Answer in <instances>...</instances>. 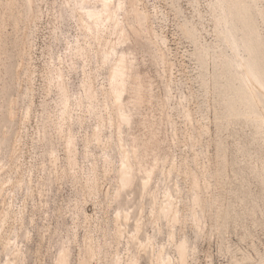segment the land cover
Listing matches in <instances>:
<instances>
[{"label": "rangeland", "instance_id": "1", "mask_svg": "<svg viewBox=\"0 0 264 264\" xmlns=\"http://www.w3.org/2000/svg\"><path fill=\"white\" fill-rule=\"evenodd\" d=\"M139 2L148 15L147 36L155 33L156 40L164 39V56L158 59L146 37L133 39L138 71L151 86L135 106V122L118 141L116 114L111 115V126L106 108L111 104L105 105L99 89L107 84L108 67L91 36L62 7L63 0H32L29 12L25 0H0V119L11 108L13 112L12 126L0 123V136H8L0 146V213H7L0 261L13 249L7 241L16 240V264H58L61 253L65 264H113L116 253L121 264H157L158 247L168 242V227L150 217L149 209L150 203L156 209L163 201L168 186L179 209L175 235L186 241V264L258 262L256 250L264 252L262 212H256L257 224L244 214L255 205L264 212L260 177L250 172L255 155L264 157V140L254 138L250 122L230 115L226 103L237 95L226 84L221 86L223 76H212L218 72V34L208 3L215 0ZM257 25L264 51L260 18ZM187 26L195 27L198 41L213 51L205 63L185 35ZM77 42L89 45L86 56H74ZM58 71L67 85L66 110L56 83ZM90 75L99 93L92 104L84 97ZM261 101L256 108L260 114L263 97ZM97 126L99 140L93 136ZM70 132L77 150L73 166L67 147ZM126 153L138 174L152 172L145 193L128 204L133 215L141 214L146 222L140 237L149 235V245L126 244L125 237L115 233L116 223L122 221L114 195L117 170ZM247 155L253 158L246 160ZM194 194L199 195V206L192 203ZM191 208H196V219ZM90 248L100 253L92 258ZM167 253L180 261L174 247Z\"/></svg>", "mask_w": 264, "mask_h": 264}, {"label": "bare ground", "instance_id": "2", "mask_svg": "<svg viewBox=\"0 0 264 264\" xmlns=\"http://www.w3.org/2000/svg\"><path fill=\"white\" fill-rule=\"evenodd\" d=\"M259 1L260 0H247V2L251 4V7L248 9L237 10H233L231 8L226 9L220 6L225 2V0H215L214 4L208 3V7L211 9V15L218 34V43L215 46L216 50H214V53L216 54L215 59L218 60L216 65L218 72L214 73L212 76L215 77V79L218 76H223L225 81L221 84V86L224 87V84H226V86L230 87V89L237 95V99L233 102H227L226 107L228 110H231L230 115L233 114L236 117H241L254 126V138L256 136L262 138L261 127L262 122H264V105L261 110V114L258 113V110L256 109L258 104L262 103L261 97L264 98V96H262L264 89L260 88V81L264 80V51L261 48L263 37L259 33L257 25L258 18H260L264 23V15H262L264 5H260ZM139 3V0H125L126 14H122L123 20L119 28H117L115 23H111V21L107 17L103 16L99 11H93L91 14L92 18L86 24H79L80 28L84 30L88 36L90 35L91 37L89 38H92L95 42L96 45L94 47H96V50L100 55L99 58L101 59L102 64H106L108 67L107 84H100L99 89L101 91V95L104 96L105 105L107 106L106 101L111 104V107H106L108 109L107 114L109 115V121H106L108 123L110 122L111 126H114L113 120H111V115L112 113L116 114L115 132L118 141L124 140L123 133L128 131L131 125L135 122V106L145 100L146 95H149L148 90L151 86L149 78L141 75L138 71V61L134 55L135 53L132 45L133 39L146 37V42H148L147 44L155 45V51L158 54V59L163 60L164 56V52L160 46L164 43V39L159 38V40H156L157 35H155V33L153 34V38H149L147 36L150 33V30L146 27L148 24H145L148 15L145 10L142 9L143 7H139ZM25 5V10L27 12L31 11L32 0H25ZM110 23L112 29L116 30L118 33L123 32L124 36H113L109 31ZM184 32L185 35L190 37L195 43L197 47L195 54L200 55L199 60L201 63H205L209 58L213 57V51L210 52L207 46L198 41V30L195 27L187 26L184 28ZM122 46H125L127 50L118 49V47L122 48ZM74 47L75 49L73 52L76 57H84L86 56V53H88L86 48L79 42H77ZM26 55L27 51L23 52L22 59H24ZM91 76L92 75H90V77ZM92 77L85 81L86 84H84V97L88 100L89 104L98 100L99 96L98 89L95 85V78ZM56 78V83L63 99V109L66 110L69 99L67 96V85L61 71L56 73ZM2 91L4 95L7 93V90L4 88ZM74 99L77 105L81 102V98L78 96ZM95 109L96 108H94V110ZM0 123H2V125L12 126V108L7 112V114H4L1 117ZM98 127L99 126L94 129L93 136L99 140L100 132ZM7 141L8 136L6 134L0 136V146ZM67 147L69 162L73 166L76 163L77 150L76 141L74 140L71 132L68 135ZM135 149L136 148L134 146L131 152L134 157L137 156ZM255 156L257 162L251 164L250 172L260 177V185L264 191V177H261L259 172V170L264 167V164L261 163V161L264 160V157L258 155ZM252 158L253 155L246 156V160H251ZM104 168L106 169L107 167L104 166ZM135 169V164L131 161L130 155L128 153L123 154L120 166L117 170L118 185L114 192V195L119 202V210L117 214L122 217V221L116 223L115 233L118 238L125 237L126 244L139 242L141 245H143V243L144 245H149L152 241L149 235H146L145 238L142 239L140 237L141 233H144L143 229L146 222L142 219L141 214L138 213L139 215H133V211L130 210L128 204L129 202L137 199L138 196L145 193V189L152 172L146 169L143 170L141 174H138ZM194 183L196 184V179ZM167 188L172 191L170 186ZM170 191H165L163 201L156 209L154 208V205L150 203V217H156L158 220L164 221L168 227V242L165 245L160 244L158 247L156 256L157 264H168L169 261L174 262V258L172 259V257L167 253L168 247H174L179 260L181 257L184 259V255L187 250L185 239L175 235V223L178 221L179 209L177 207L174 208V203L170 199ZM248 192L250 193L249 190ZM8 198L10 200V196H8ZM192 198V203H194L195 206H199V195L194 194V197ZM251 200L254 201L255 198L251 196ZM241 201H243L242 198ZM7 205H10V201L7 202ZM24 207L25 204L20 208V213H23ZM191 209V215H193L194 219H196V208ZM257 211H261L262 217L264 216V212L258 205L252 206L244 213L250 217L251 224H257V222H259V216L256 214ZM7 243H12L14 250L12 249L9 256L4 261H0V264H5L6 261L15 262L16 249H18L17 242L16 240H8ZM90 250L92 258L96 254L100 253L99 249L94 251L90 248ZM256 254L258 261L264 258V252L256 250ZM119 256L120 255L117 253L114 255L113 264H121ZM134 263L135 262H133V264ZM58 264H65L63 253L59 256Z\"/></svg>", "mask_w": 264, "mask_h": 264}, {"label": "clouds", "instance_id": "3", "mask_svg": "<svg viewBox=\"0 0 264 264\" xmlns=\"http://www.w3.org/2000/svg\"><path fill=\"white\" fill-rule=\"evenodd\" d=\"M260 4L264 5V0H260ZM224 8H231L233 10L237 9H248L251 7V4L247 2V0H225V2L220 5ZM62 7L69 10L70 14L74 19H77L78 24H86L91 18V14L93 11H99L103 16L107 17L111 23H115L117 28L121 26V22L123 20V15L125 12V0H64ZM87 14V15H86ZM262 15H264V11H262ZM111 23L109 24V31L113 36L123 37V32H117L112 29ZM260 88L264 89V80L260 81ZM264 96V93H262ZM261 137L264 139V122H262L261 127ZM264 164V160L261 161ZM261 177H264V167L260 170ZM2 192V189H0ZM6 218L5 213H0V233H3L4 224L3 221ZM5 264H15L14 261H6ZM168 264H186L183 257H181L180 261L172 262L169 261ZM232 264H264V258L257 261H236L233 260Z\"/></svg>", "mask_w": 264, "mask_h": 264}]
</instances>
